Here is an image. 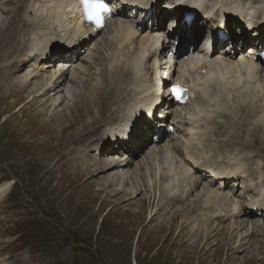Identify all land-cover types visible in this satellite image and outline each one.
<instances>
[{"label":"bare ground","instance_id":"bare-ground-1","mask_svg":"<svg viewBox=\"0 0 264 264\" xmlns=\"http://www.w3.org/2000/svg\"><path fill=\"white\" fill-rule=\"evenodd\" d=\"M175 1L181 2L182 9L192 7V9H195L196 12L202 11V6L204 5V2H206V0ZM27 2L28 1L26 0H0V4L8 5L10 3V5H15L20 3L17 6L16 12L14 11L5 25L3 27L0 26V29L8 31V29L16 23V17L22 8L21 5ZM159 2L160 0H122L123 5L132 4V6L136 8L135 11L138 10L137 6H139L140 9L143 8L145 10H148L150 7L152 14H154L155 17L158 16V19L162 14V20L166 17L164 14H174L166 11V9H164L166 7H162L163 5H158ZM210 3H218L220 7H222L220 12H227V15L230 14L233 22L235 23L239 18H241L244 12H248V14L252 16L253 13H256L255 6L257 7L260 3H263L264 5L263 0H210ZM32 4V8L37 15L35 14L36 16H33L29 20L20 19L18 28L14 31L11 30L8 33V36L13 37L17 48L20 49L18 56L15 57L16 48L11 47L4 54L0 53V56L4 55L3 57H0V60H5V62H3V64H5L4 67L9 68L11 76L13 79L15 78V84L18 85L17 89L23 91L24 97L26 98V105H30L31 107L33 106V109H35L34 105H39L40 109H35V112L40 114V116L42 115L44 117L47 115L50 119L56 117L58 121H64L67 123V130L83 121L85 116L93 117V121L91 123L94 127L93 131L86 133V135L96 136L94 140H91L84 145L85 140L81 137L78 138V136L68 135L66 140L67 144L63 145V151L66 149L68 152L67 156L71 159L73 166L79 165L78 163L73 162V160L78 158L74 154V151L77 149H83L85 152L81 155V158L84 162H86L87 166L83 165L82 167L85 168L87 172L90 171L91 176H94L97 180L100 181V179H105L108 183L113 184L115 189L113 190L114 193L117 194L122 191L120 190L121 188H116V185L119 186L123 183H127V185L134 184V186L130 185L127 189L128 192L125 193L127 196H130V198H137L138 194L142 193L144 189H148L147 187L149 185L147 183H150V179H147V176L153 174V165H159L160 154L163 150L160 148L156 149L154 152L150 153V155L146 150H148V147H151L153 144L160 145L164 143L167 137L170 136L171 132L164 129L162 130L158 140L156 141L155 139L156 134L158 133L157 130L159 129L158 124H164L165 119H159L158 124L157 122L155 125L151 123V125L135 129V136H132L133 133L129 135L130 139H133L134 137L135 143L133 142V144H130L129 142L126 143V137H121L119 142L122 145L119 146V150L113 148L114 145L111 144V140L108 139L110 138L108 132L102 133L100 137L98 135H100V130L104 126H108L110 118H115L114 116L110 117L115 110L118 111L122 107V103L132 95H136V98H134L133 103L130 105L128 114L129 117L128 119L126 118L127 121L123 124H127L129 120H133L137 116L139 117L143 102L149 97L156 96L160 90H162V95L164 96V99L160 103L165 105V108L167 107V109L170 110V113H172L174 105L180 103H177L170 96L169 90H165L167 85L161 86L160 83H156V79L164 76V74L168 75L170 69H174L173 61L176 60L177 63L175 64L176 67L174 73L179 75L178 80H181L183 83L188 85V94L185 95V97H188L186 99L188 100L186 104L189 106L190 102L192 103L190 104L189 112L187 110L188 116L185 127L187 129L189 142L185 146V159L182 160V164L184 161L189 162L186 163L185 166L187 168L184 169L183 173L186 172L187 175L190 176V180L188 181H190L191 184L189 187L186 186V188L184 186V190L179 192L180 186L182 185V180L181 182L178 180L179 174L176 172L174 177H171L168 181L169 176L164 173L162 175L163 180L168 181V183L165 185V188L161 190L162 192L160 196H150V200L146 199L145 201L152 203V208L155 210V212H152L153 210L151 211L150 220L155 214H158L155 217L159 218L160 215H163L166 211L176 208L172 211L169 217L173 215L175 219L177 217L179 218V221L182 220L177 225L179 227V234L183 231L182 236H188L189 238L191 231L195 228L197 231L195 242L200 240L205 241V237L210 243L219 240L223 241V244L226 243L228 248V257H231L229 259L234 262L238 260V258L234 259V244L238 242H235L230 235L234 233L232 227L236 226V224L233 222V225H230L231 228H228L229 230H227V233L230 235L225 234V238H223L221 234L223 233V229H226L227 227L224 228L223 226L222 228V226H220L219 229L217 227L221 224L217 225L215 221L217 217L222 215V212H218L219 214L216 213L219 207L224 206L221 203L224 202L225 199L227 200V198L230 200L232 198V204H227L228 206L231 205L229 216L246 218L244 220H238L241 223L240 225H244L247 220L253 221L251 224H254V226H251L245 231L247 239H251L257 235V238H255L257 242L264 240L261 238V234L264 232V212L261 213V216H258L256 209L259 207L258 209L264 211V189L257 192L254 189L245 187L246 192L244 191L242 194L240 193V195L237 196L239 192L238 188L235 193L234 189L231 188L230 191H228L231 194L230 196L226 191V184L224 185V183L230 179L234 180L240 175L247 174L246 169L235 165V162L240 163L238 160H236L234 164H231L232 166L227 168H218V165L208 163V160L211 159L209 154L210 156H212V153H227L228 155L229 152L227 151H232L233 149L235 150L236 146L245 147L244 145L252 143L250 146L253 147V142L257 143L258 139L264 140V88L259 82L260 77L264 76V53H261L263 57L258 55L257 58L256 55L251 54L255 51L254 49H247L249 51L243 55L234 56L232 53L227 55L226 62L224 60L216 61L215 63L212 60L207 61L205 60L206 58L204 54H202L204 56H197L198 52H203L200 44L204 40V36L202 37L201 34L202 29H206L203 28L204 25H199L197 22L187 25L180 24L177 27V30L173 29V32L168 33V26L164 23V21L159 20L160 22H156V19H153L154 21L152 23L151 31L138 35V30L146 24V20L144 18L151 16H148V14L151 13L145 11V16L140 19L141 21H144V23H138V26L132 23H124L123 21L118 22V24L115 23L117 26V30L114 35V39H116V47L111 54L97 55L94 63H89L88 66L81 65L78 67L79 70H75L74 73L76 76V74H86L87 72L91 73L94 68L96 69V67L103 62H108L109 64V66L106 67L104 76L101 75L104 80L91 84L89 86L90 88L88 93L85 96H77V91L74 89V86L70 85V89L68 85L69 82L74 84L78 82V80L75 78V80L71 79L70 68L66 67L70 65V67L74 66L75 68L76 62L79 60H87V58L83 56V53H86L88 50L91 51L93 48V40L102 30H106V26L112 20L115 11H113V13H104V25H93L84 29L80 27L82 26V18L80 21V18L77 17L78 14L76 9L78 8V5H74L73 0H32ZM170 5H172V3H166V6ZM33 10L31 9L29 13ZM154 11L155 13H153ZM110 16L111 18H108ZM261 22V27L263 28L264 14ZM262 30L264 32V28ZM136 35L139 39L138 50L134 54L131 53L129 55L131 59L123 60L126 49L129 50V48L133 47ZM178 39H180L179 41L181 42V46L179 47L176 58H171L172 63L167 61L164 64L162 56L166 54V51L170 48L171 43ZM101 41H103V38ZM1 43L2 42H0V46ZM235 43L237 42L235 41ZM262 43H264V41H262ZM240 45L243 44L239 43V45L235 44L234 46V48L239 52L242 48H244ZM173 47H176V45ZM60 51H64V54H66L65 51L68 53L70 51L73 53L72 57L67 54L63 58L60 56L58 57L57 53ZM35 52L38 53L35 54ZM57 58L59 60L57 62L60 64L58 69L55 68L57 63L54 64L53 62ZM256 58L257 61H255ZM31 61H34V63L31 64L35 66L29 69V65H31L29 62ZM146 61H153V67L146 69ZM169 63L171 65L165 68L164 65H168ZM178 64L180 65L179 68ZM168 69L169 71H167ZM143 70H148V74L151 73L152 75H155L151 83L148 79L146 80V78L143 79L140 77ZM187 71L189 74L190 72L193 73L192 76L191 74L190 76H187ZM21 75L23 78H20ZM83 75H80L79 78L83 79ZM19 79H22V82ZM35 81H37L38 84L33 86V82L35 83ZM65 89L68 90L69 93L71 92L72 95L64 94L62 101L58 104L59 101L55 100V96L60 93H64ZM10 94L11 93H9V95ZM191 95H193V97H191ZM70 96L73 98L70 99ZM51 97L54 98L52 101H50ZM82 97L86 98V101ZM211 98L213 99L211 100ZM4 99L5 98L0 97V101H3ZM81 99L85 101L82 104L80 103ZM70 101H73L72 104L69 103ZM155 101H158V99L156 98ZM61 103L66 104L62 111H64L65 108H73L79 112V114H77L78 116L74 117L73 121L67 122L65 118L59 116L58 111L54 106H58ZM209 105L211 106L210 109L208 108L210 107ZM180 106L182 107L183 105ZM22 107L24 108L25 105ZM52 107L53 109L51 110ZM213 107L219 108L222 113L216 115L214 111H210L213 110ZM92 108L94 110H92ZM83 111H85L86 114ZM169 115L170 114H167V116ZM162 116L164 117L165 115L163 114ZM216 116H223L224 121H216ZM256 117H258L257 121L254 120ZM211 119H214L215 121H212V123L215 124L216 122V124L211 130V135L209 134V142L203 147H200L199 150V147L196 148V145L194 146L192 143L201 134L200 122H207V120ZM141 123L143 124V121ZM169 125L170 124L168 123L167 126ZM117 128H119V125L116 128H112V130ZM86 129L87 127H85V130ZM179 130H181L180 127L176 130V132H179ZM148 131H152L153 133ZM257 132H259V134H257ZM151 133L154 134V137H152L153 135ZM213 137H221V140L217 139V143L213 144L211 140ZM171 145H173L172 147L177 150H183L184 148L181 143H172L168 141L165 143L166 151L171 150ZM92 147L97 148V152L91 154L90 157L86 153V150L91 149ZM121 148L125 149V152H128V155L123 161L124 163L121 164L124 167L122 171L125 174L119 172V158L113 157L108 159L111 155L117 156L115 153H119V155L121 154L120 157L122 158L124 156V151H122ZM145 153H148L149 155V157L146 156L147 161L141 160L144 159L145 155H147ZM143 154L145 155L142 157ZM95 157L97 160H92V165L89 166V164H87V160ZM138 158H140V160H138ZM205 160L208 162H205ZM165 165L163 164V166ZM132 166H135L137 169L134 173L132 172L133 170L131 171ZM161 168L165 169V167ZM171 169L173 168L170 167L169 171H171ZM203 169H205L206 175H203V177L198 176L197 173ZM141 170L143 173H141ZM213 170H217V172L213 173ZM207 175L209 176V179L212 177V180L204 183V178L207 179ZM213 178H215V180ZM218 180H221L219 184L216 183ZM13 184L14 180H7L6 182L0 184V202L9 192V189L12 188ZM194 195H197L198 198L189 204L188 202L192 201L189 197ZM198 195L202 198V202L204 204L202 206L197 204L200 202ZM130 204L131 203H129V205ZM143 204L144 202L142 205H139V207L144 208L145 204ZM190 205L193 206L191 207ZM261 221L263 224L260 223ZM169 222H171V219ZM196 222H198L199 225H196ZM162 224L164 223L162 222ZM167 225L170 224L167 223ZM189 225H192L194 228L185 231L186 227ZM245 226H249V224H246ZM159 233L157 232L156 235L158 236ZM218 234H220L222 239H220V237L215 239ZM185 241L187 242L186 239ZM241 241L242 243H238L236 246L238 248H242V250H238L240 251L239 254L246 255L248 252H252V250L244 248V239H241ZM253 241L254 240L249 242L251 243ZM194 243L191 242L190 244Z\"/></svg>","mask_w":264,"mask_h":264},{"label":"rangeland","instance_id":"rangeland-1","mask_svg":"<svg viewBox=\"0 0 264 264\" xmlns=\"http://www.w3.org/2000/svg\"><path fill=\"white\" fill-rule=\"evenodd\" d=\"M26 1H28L25 3L26 5L24 3L21 5L22 8L16 17V23L8 31L0 29L1 54H4L11 47L16 48L15 57L19 54L20 49L17 48L13 37H9L8 33L18 28L20 19L29 20L37 15L32 8V0ZM170 1L172 2L173 0H160L158 5H163L162 7H166V11L174 13L172 5L166 6L167 2L171 3ZM111 3L117 8L116 14L106 26V30H102L93 40L91 51L88 50L86 53H83V56L88 61L79 60L75 63L76 69L74 66L69 67L71 79H77L78 82L74 84L69 82L68 86L69 88L70 85L74 86L77 96H85L91 84L104 80L101 75L104 76L106 67L109 66L108 62L99 64L91 73H81L75 76L74 72L75 70H79L78 67L81 65L88 66L89 63H94L97 55H108L115 50L116 39H114V35L117 30L115 23L118 24V22L123 21L124 23H132L137 26L138 23H144V21L140 20L145 16L142 10L135 12L136 8L134 6H127L126 9H123L120 0H111ZM19 4H0L2 8H0V26L3 27L5 25L14 11L16 12ZM212 4L215 3H210V0L204 2L207 8L213 7ZM255 8L257 18H261L259 15L263 16L264 14L263 3H260L257 7L255 6ZM31 9L33 11L29 13ZM148 16L150 17L144 18L146 24L138 30V35L151 31L153 19H158V16L155 17L154 14H148ZM171 16H174V14L166 15L164 23H166L168 28L169 26L172 27L170 31L173 32V29L177 27L171 26ZM102 38L103 41H101ZM174 43L178 46L179 40H175ZM138 44L139 39L136 35L133 47L129 48V50L126 49L123 60L131 59L129 55L131 53L134 54L138 50ZM173 46L174 44L172 43L168 52L173 50ZM167 54L163 55L164 64L172 58L171 56H167ZM223 55V50L221 49V51H218V55L213 58L214 63L222 59L225 60ZM3 62L5 60H0V97L5 98L3 101H0V184L7 180H14V184L0 202V264H264V240L257 242L255 240L257 235L251 239H247L245 232L246 229L254 226V224H251L253 221L247 220L244 225H240L241 223L238 220L246 218L229 216L231 205L228 206L227 204H232V198L231 200L227 198L228 201L225 199L221 203L224 206L219 207L216 213L222 212V215L214 219L217 225L221 224L217 228L220 229V226L222 228L223 226L224 228L227 227L223 229V233L221 234L223 238H225V234L230 235L227 233V230L231 228L230 225H233L234 222L236 224V226L232 227L234 235L230 236L238 243H242L241 239H244V248L252 250V252H248L246 255H241L238 250H242V248L236 247L238 243H235L234 259L238 258V260L234 262L229 259L231 257H228V248L226 243L223 244V241L219 240L210 243L205 237V241L200 240L195 242L197 231L192 225H189V228L186 227L185 229V231H188L194 228L189 238L188 236H182L183 231L179 234V227L177 225L182 220L179 221L177 217L175 219L173 215L169 217L176 208L166 211L159 218L155 217L158 215L155 214L150 220L153 208L152 203L149 201L145 202L146 199L150 200V196L159 197L162 192L161 190L165 188L169 179L174 177L176 172L179 174V182L182 180L179 192L184 190V186L186 188V186L189 187L191 184L188 181L190 180V176L186 172L183 173L184 169L187 168L185 166L186 163L189 162L184 161L182 164V160L185 159V146L189 142L185 127L191 102L189 106L187 104L182 107L174 106V110L170 114L169 122L175 124L178 128L180 126L181 130L171 133L164 143L160 145L153 144L146 150L149 155L156 149L160 148L163 150L160 154V163L157 166L153 165V174L147 176V179H150V183H147L149 185L147 187L148 191L144 189L142 193L138 194L137 198H130L125 193L128 192L127 189L130 185L134 186V184L127 185V183H123L119 186L116 185V188H121L120 190H122L116 194L113 191L115 190L113 184L108 183L105 179L97 180L94 176H91L90 171H88V174L86 169L82 167L86 165V162L81 158V155L85 152L83 149L74 151V154L78 158L73 160V162L79 164L74 165L75 167L71 159L68 158L66 149L63 151V145L67 144L68 135L81 137L85 140L84 145L96 138L94 135H86V133L93 131L94 127L91 125L93 117L85 116L83 121L67 130V123L64 121H58L56 117L50 119L47 115L44 117L40 116V114L35 112V109H40L39 105H34L35 109L32 108L33 106L26 105L23 91L17 89L18 85L15 84V78L13 79L9 68L4 67L5 64ZM31 63L33 64L34 61L29 62V64ZM32 64L29 65V69L35 66ZM145 64L146 69L153 67V61H146ZM169 64L164 66L167 67ZM59 66L60 64H57V68ZM147 72L148 70H143L140 77L148 79L151 83L153 75ZM186 73L187 76H190V74L192 76L193 74L191 72L189 74L188 71ZM80 75H83L84 78L80 79ZM20 78H23V76L21 75ZM19 80L22 82V79ZM261 83L264 88V77ZM33 84L35 86L38 83L35 81ZM9 93L11 94L9 95ZM64 94L72 95L71 92L69 93L65 89L64 93L55 96V100L59 101L58 104L62 101ZM69 98L73 97L70 96ZM82 98L86 101V98ZM134 98H136V95L127 98L122 103V107L118 111L115 110L110 116H114L115 118H110L108 126H104L100 130L99 137L102 133H106L109 130L111 123L122 122L126 118L128 119L129 107L133 103ZM53 99L51 97L50 101ZM84 100L81 99L80 103H84ZM72 102L70 101L69 103L72 104ZM24 105L25 107L23 108L22 106ZM65 106V103H61L54 107H56L55 109L58 111L59 116L65 118L67 122H71L74 117L78 116L79 112L73 108H65L62 111ZM208 108L210 109L211 106ZM216 108L213 107V110L210 111H214L216 115L221 114L222 111ZM92 110L94 109L92 108ZM83 112L86 114L85 111ZM258 117L254 120L257 121ZM215 120L224 121V118L223 116H216ZM215 120L211 119L207 120V122H200L201 134L192 143L194 146L196 145V148L199 147V150L200 147L209 142V134L211 135V130L216 124V122L214 124L212 121ZM85 127H87L86 130ZM152 135L154 137V134ZM217 139L221 140V137H213L211 139L212 143L216 144ZM168 141L181 143L184 147L183 150H177L171 145V150L166 151L165 143ZM254 143L253 147L250 146L252 143L244 145L245 147L235 145V150L227 151L229 152L228 155L227 153H212V156L209 154L211 159L208 160L209 162L205 160V162L218 165V168L230 167L232 166L231 164H234L238 160L240 163L235 162V165L246 169L247 174L240 175L234 180L230 179V181L223 182L224 185L226 184L227 192L232 188L235 193L238 188L239 192L236 194L239 196L240 193L246 192L245 187L254 189L257 192L264 189V140L258 139L255 145ZM95 152H97V148L94 147L86 150V153L90 157ZM127 153L124 152L122 158L120 157L121 154L108 157V159L113 157L119 158V172L123 174H125L122 171L124 167L121 164L124 163L123 161L128 155ZM148 153H145L147 155L143 154L142 157L145 155V160H141L147 161L146 156L149 157ZM96 157L89 158L87 164L89 166L92 165V160H97ZM163 164L166 165L163 166ZM161 167H165V169ZM170 167L173 168L171 171H169ZM135 170H137L135 166H132L131 171L134 173ZM141 173H143L142 170ZM164 173L168 174V181L163 180L162 175ZM197 175L205 176V169L200 170ZM210 180L209 178L204 179V183ZM220 182L221 180H218L216 183L219 184ZM228 194L231 196L229 192ZM189 198L192 201L188 203L191 204L198 197L194 195ZM199 199L200 202L197 204L204 205L200 196ZM143 202L145 204H143L144 208H140L139 205H142ZM129 203L131 204L129 205ZM193 205L190 206L192 207ZM152 212H155V210ZM262 212L264 211L257 209L258 216H261ZM168 219H171V222ZM167 223L170 225H167ZM260 223L263 224L262 221ZM197 224L199 225L198 222H196ZM246 224H249V226H245ZM155 231L160 232L158 236ZM262 233L261 238L264 239V232ZM219 237L220 234L215 239ZM220 239L222 238L220 237ZM188 240L190 243L195 242L196 244H190ZM252 240L254 241L250 243L249 241Z\"/></svg>","mask_w":264,"mask_h":264},{"label":"snow or ice","instance_id":"snow-or-ice-1","mask_svg":"<svg viewBox=\"0 0 264 264\" xmlns=\"http://www.w3.org/2000/svg\"><path fill=\"white\" fill-rule=\"evenodd\" d=\"M83 5L84 14L87 20L101 25L103 14L109 11L107 4L104 0H81ZM183 89L177 87L173 89V93L176 95L177 99L182 98Z\"/></svg>","mask_w":264,"mask_h":264}]
</instances>
